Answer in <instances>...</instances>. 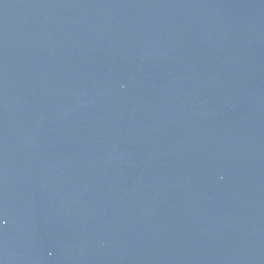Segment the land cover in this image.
I'll list each match as a JSON object with an SVG mask.
<instances>
[{"label": "water", "instance_id": "95a60500", "mask_svg": "<svg viewBox=\"0 0 264 264\" xmlns=\"http://www.w3.org/2000/svg\"><path fill=\"white\" fill-rule=\"evenodd\" d=\"M0 264H264V0H0Z\"/></svg>", "mask_w": 264, "mask_h": 264}]
</instances>
